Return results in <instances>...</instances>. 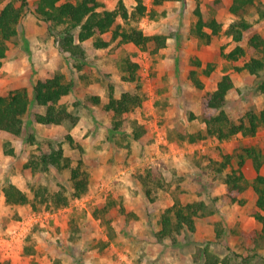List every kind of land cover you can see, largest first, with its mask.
Returning <instances> with one entry per match:
<instances>
[{
	"label": "rangeland",
	"instance_id": "1",
	"mask_svg": "<svg viewBox=\"0 0 264 264\" xmlns=\"http://www.w3.org/2000/svg\"><path fill=\"white\" fill-rule=\"evenodd\" d=\"M9 1L0 0V9ZM28 1L18 34L7 42L6 57L0 67L1 94L20 86L31 91L36 79L61 71L73 83L71 92L61 102L79 119L76 123L66 120L44 125L30 123L27 113L21 135L0 134V260H10L12 264L32 261L109 264L110 259L118 260L114 264H204L203 256L194 259V255L198 247H207L220 258L228 257L225 264H264V246L256 248L252 240L241 235V230L259 227L253 215L257 194L251 185L256 176L251 158L247 157L241 167L245 188L239 200L226 203L221 198L226 191L224 177L238 167L243 147L256 146L264 159V125L254 135L239 132L219 140L205 134L206 127L200 118L203 96L216 88L224 73H229L234 81L225 104L232 119L238 121L247 110L259 111L264 107V95L258 90L259 81L264 79V67L258 74L237 71L235 66L242 65L250 54L238 60L224 55L237 44L224 33L237 18L229 10L232 0H175L158 5L153 0H144L146 14L132 23L146 33L168 35L164 47L153 52L150 48L141 49L134 43L115 40L100 49L93 45L91 37L81 42L83 57H73L70 52L60 50L63 25L37 18L32 12L36 0ZM103 1L114 8L117 0ZM124 1L129 9L136 5V0ZM196 6L205 19L214 16L223 25V30L209 43L192 34ZM263 7L264 0H256L242 13L254 24L253 31L245 33L240 42L245 48L249 47L247 41L252 33L264 36V17L259 10ZM118 22L130 25L120 18ZM110 37L111 31L104 34V38ZM127 58L140 65L135 80L124 79L128 74L123 70ZM196 60L201 61V66ZM209 63L213 67L207 74L202 70ZM28 64L33 68L28 71L31 77L25 79ZM192 68L197 69L202 87L194 85L189 75ZM125 91L140 94L143 101L123 115L128 119L126 128L115 130L114 112L106 110L104 104L110 93L119 97ZM93 95H98L101 101L91 102ZM36 111L43 112L44 108L33 102L30 112ZM134 123L148 126L153 140L148 141L144 136L133 138ZM28 133L35 135L34 141L25 139ZM52 146L62 147L73 165L82 160L89 180L87 193L72 198L67 206L60 207L61 212L58 208L41 218L38 215L49 210H43L45 206L39 203L36 209L30 203L7 204L2 187L8 181L31 199V183L46 187L49 193L62 190L70 195L73 188L69 169L50 165L48 170L33 172L24 166L30 157L49 152ZM12 147L14 154L4 152ZM225 154L232 155V163L218 172L216 161L223 160ZM150 168L160 171L163 182V187H158L149 179L155 201L146 196L139 176ZM260 172L264 174V161ZM198 200L204 201L206 207L203 215L196 217L194 231L175 234L176 243L172 237L162 240L156 237L160 215L166 206L175 201ZM109 201L113 205L108 212L99 210L100 217L93 216L94 207ZM156 203L160 207L156 208ZM121 206L126 213L134 214L126 217ZM36 217L38 220H34ZM14 227L20 231L18 237L11 239ZM117 248L123 257L117 254ZM104 255L111 257L102 260Z\"/></svg>",
	"mask_w": 264,
	"mask_h": 264
},
{
	"label": "trees",
	"instance_id": "2",
	"mask_svg": "<svg viewBox=\"0 0 264 264\" xmlns=\"http://www.w3.org/2000/svg\"><path fill=\"white\" fill-rule=\"evenodd\" d=\"M167 1L175 0H153V3L158 5ZM255 1L232 0L229 10L237 18L224 29V33L237 42L229 52L224 54L225 57L230 60H238L250 54L242 65L235 66V70H247L251 74H258L259 70L264 67V36L258 32L252 33L247 41L248 48H245L240 42L244 38L245 33L252 32L254 29L253 22L248 20L242 13L249 6L254 5ZM17 2L18 4H16ZM28 4V0H10L0 9V67L6 57L7 42L18 34V26ZM259 10L260 16L264 17V7L259 8ZM32 12L41 20L54 25H63L61 37L59 38V48L61 51L70 52L73 57H83L84 48L81 42L91 37H93V45L96 48H106L112 41L118 40L124 43H134L141 49L150 48L153 52H157L164 47L168 38L166 34L146 33L142 28L132 23V20L137 21L146 14L147 6L144 0H136V5L133 9H129L124 0H117L114 8H109L103 0H36L32 4ZM194 13L197 15V19L191 29L192 34L200 41L211 42L223 30L222 23L214 16L205 19L199 6H196ZM119 18L130 25H122L118 22ZM75 30L77 33H75ZM109 31H111V37L109 39L104 38V34ZM195 62L198 66H201L200 60ZM139 67L140 65L137 61L127 58L126 66H124L123 70L128 72V74L124 75V79H137ZM212 67L213 65L209 63L202 71L208 74ZM189 75L195 86H203L202 81L198 77L197 69L192 68ZM233 87L234 81L231 75L224 73L217 81L216 88L206 92L203 96L200 118L206 127L205 134L216 136L219 140L229 138L239 132L243 135H254L264 125V107L259 111L254 109L247 110L238 121L229 116L225 104L228 101L227 94ZM72 88V81L67 80L63 72L56 71L52 75L36 79L31 91L27 86H20L9 90L5 94L0 93V131L21 135L24 130V118L27 113L29 114L30 123L57 125L66 120L76 123L79 119L78 115L65 103L61 102V98L70 93ZM258 90L264 95V79L259 81ZM90 101L99 103L101 99L98 95H93L90 97ZM142 101L143 98L138 93L125 91L119 97L110 93L104 108L114 112L112 128L115 130L125 129L128 119L123 115L141 105ZM33 102L43 106L44 111L30 112ZM132 134L135 139L144 136L148 141L153 140L148 126L140 123H134ZM25 135L27 141L35 140L34 134L28 133ZM67 137L72 141L70 135ZM191 140H195V138L192 137ZM4 152L14 154V148L6 149ZM223 157V160L216 161L218 172H223L232 163L231 154H225ZM247 157L251 158L256 170V176L251 185L257 194L256 208L253 209V215L259 227L251 230H241V235L252 240L257 248L258 246H264V174L260 172L264 159L261 150L256 146L242 148V152L239 153L238 167L228 172L224 177L226 191L221 198L226 203L239 200V196L245 188V176L241 167ZM82 163V160L79 159L77 164L73 165L71 158L64 153L60 146H52L49 152L30 157L24 166L30 168L33 172L38 171L37 169L48 170L50 165L58 169H69L73 188L70 191V195L68 196L62 190L49 193L46 187L31 183L30 187L33 191V198L31 199L24 190L15 183L8 181L2 187L5 202L11 205L30 203L34 209L37 208L39 203L40 206H45L43 210L49 211H55L60 207L67 206L72 198L80 197L88 191L89 180L85 170L82 168ZM139 176L146 196L151 201H155L156 196L153 197L151 195L149 179L154 181L158 187H163L160 171L157 168H150ZM50 200L52 203H50ZM112 205L109 201L99 208L95 209L94 207L93 216L100 217L99 210L102 213H106ZM155 207H160V204L156 203ZM205 207L206 204L201 200L186 203L175 201L166 206L160 215V228L155 232L156 237L159 240L172 237L173 243H176L175 234L180 233L182 230L186 232L195 230V219L203 215ZM121 212L126 213L123 206H121ZM130 214L134 213L128 212L125 216L129 217ZM108 231L109 233L112 231L110 225ZM105 243H108V241ZM197 251L198 253L194 255V259L203 256L204 264H220V262L224 263V260L227 263L228 257L226 259L225 257L224 259L220 258L219 255L209 251L207 247H198ZM0 264L12 263L10 260H0ZM29 264L43 263L32 261Z\"/></svg>",
	"mask_w": 264,
	"mask_h": 264
},
{
	"label": "crops",
	"instance_id": "3",
	"mask_svg": "<svg viewBox=\"0 0 264 264\" xmlns=\"http://www.w3.org/2000/svg\"><path fill=\"white\" fill-rule=\"evenodd\" d=\"M100 49H101V48H100ZM32 64H33V63H32ZM32 64H31V65H32ZM30 68H33V67H31L29 64H28V65H25V79H29V78L31 77V75H29L31 72L28 73V71H29ZM27 73H28V75H27ZM26 77H27V78H26ZM25 85H27L26 82H25ZM0 93H3V92L0 91ZM38 106H39V105H38ZM38 108H39V107H38ZM2 132H6V131H0V134H1ZM6 134H10V133L6 132ZM9 136H10V135H8V137H9ZM58 210H60V212H61V208L58 209ZM60 212H59V213H60ZM55 214H56V213H55ZM57 214H58V212H57ZM52 215H53V214H52ZM56 216H58V215H56ZM175 245H176V244H175ZM113 247H114V246H113ZM114 248H116V247H114ZM116 251H117V254H119L120 257H123V253H122L121 250L119 251V248H117ZM113 252H114V251H113ZM104 257H111V256L104 255V256L102 257V260H105ZM117 261H118V260H116V261L114 260V261H113L112 259H110V260L108 261V263H109V264H114V263L117 262Z\"/></svg>",
	"mask_w": 264,
	"mask_h": 264
},
{
	"label": "built area",
	"instance_id": "4",
	"mask_svg": "<svg viewBox=\"0 0 264 264\" xmlns=\"http://www.w3.org/2000/svg\"><path fill=\"white\" fill-rule=\"evenodd\" d=\"M50 213H52V212H51V211H45L44 213L39 214L38 217H39V218H41L42 216L47 217L48 215H50ZM45 217H44V218H45ZM34 220H38V218L36 217ZM19 231H20V230H19L18 228L14 227V228L11 230V232H10V235L12 236L11 239H12V238H15V237H18V235H19Z\"/></svg>",
	"mask_w": 264,
	"mask_h": 264
}]
</instances>
